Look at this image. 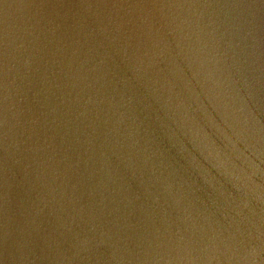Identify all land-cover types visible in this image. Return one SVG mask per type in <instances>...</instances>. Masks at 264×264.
<instances>
[{"label": "water", "instance_id": "95a60500", "mask_svg": "<svg viewBox=\"0 0 264 264\" xmlns=\"http://www.w3.org/2000/svg\"><path fill=\"white\" fill-rule=\"evenodd\" d=\"M0 264H264V0H0Z\"/></svg>", "mask_w": 264, "mask_h": 264}]
</instances>
